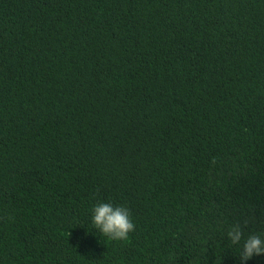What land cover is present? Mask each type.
<instances>
[{"label":"trees","instance_id":"16d2710c","mask_svg":"<svg viewBox=\"0 0 264 264\" xmlns=\"http://www.w3.org/2000/svg\"><path fill=\"white\" fill-rule=\"evenodd\" d=\"M246 219L264 235V0H0V264H240Z\"/></svg>","mask_w":264,"mask_h":264},{"label":"clouds","instance_id":"9594fccd","mask_svg":"<svg viewBox=\"0 0 264 264\" xmlns=\"http://www.w3.org/2000/svg\"><path fill=\"white\" fill-rule=\"evenodd\" d=\"M212 163H216L215 158ZM92 223L100 233L117 241L127 239L129 234L135 230L129 208L123 205L114 206L109 202L94 205ZM248 223L247 219L243 226L240 223H234L227 231L230 245L238 249L240 264H247L253 257L264 255V235L258 232L245 235L244 227Z\"/></svg>","mask_w":264,"mask_h":264}]
</instances>
